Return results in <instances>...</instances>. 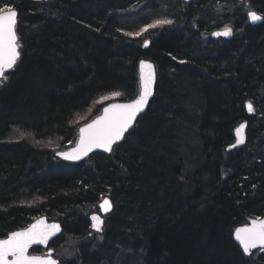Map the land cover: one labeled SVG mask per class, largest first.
Instances as JSON below:
<instances>
[{"label":"trees","instance_id":"obj_1","mask_svg":"<svg viewBox=\"0 0 264 264\" xmlns=\"http://www.w3.org/2000/svg\"><path fill=\"white\" fill-rule=\"evenodd\" d=\"M4 5L19 12L21 57L0 86V239L43 216L62 237L86 238V212L109 195L102 237L64 264H264V252L247 258L233 241L264 216V19L248 23L249 11L264 17V0ZM164 17L173 23L128 35ZM229 27V41L212 38ZM144 59L156 67V96L112 154L70 164L6 141L20 131L72 147L73 121L95 101L138 97ZM244 120L246 147L227 152Z\"/></svg>","mask_w":264,"mask_h":264},{"label":"snow or ice","instance_id":"obj_2","mask_svg":"<svg viewBox=\"0 0 264 264\" xmlns=\"http://www.w3.org/2000/svg\"><path fill=\"white\" fill-rule=\"evenodd\" d=\"M17 17L18 13L13 7L8 5L0 7V82L7 79L5 72L15 67L20 56L16 33ZM248 17L252 22L264 19L254 11H249ZM172 23L173 21L169 19H157L143 31H147L148 28L171 25ZM128 35H140V33H129ZM213 35L231 36L232 29L225 28L222 32H215ZM141 67L149 70L144 76L141 96L131 103L113 105L111 109H105L104 117L81 128V138L78 146L72 152L59 153V155L68 160H78L82 156H86L93 148H104L106 151H112V145L123 138L124 132L131 126L137 113L143 109L148 96L151 94V85L154 80L152 65L141 62ZM112 95L118 96L120 93H113ZM247 109L249 112L254 111L251 102L247 104ZM245 127L246 125L242 124L236 130L237 144L244 143L242 133ZM111 207V201L107 199L100 205L104 212H108ZM92 220L95 221L93 228L98 232L102 231L103 220L95 215ZM60 231V225H48L41 220L29 229L12 233L8 239L0 240V264H58L56 260L51 258L50 254L48 257L29 256L28 249L36 243L47 244L48 240ZM236 238L240 241L245 254L250 255V250L257 246L264 247V220L259 222L254 220L251 227L237 229Z\"/></svg>","mask_w":264,"mask_h":264},{"label":"water","instance_id":"obj_3","mask_svg":"<svg viewBox=\"0 0 264 264\" xmlns=\"http://www.w3.org/2000/svg\"><path fill=\"white\" fill-rule=\"evenodd\" d=\"M192 1H194V0H184V2L185 3H191ZM238 1H242V0H238ZM255 12V11H254ZM18 13V12H17ZM257 13V12H256ZM258 14V13H257ZM258 15H260V14H258ZM261 17H263L262 15H260ZM18 17H19V13H18ZM18 17H17V22H18ZM248 19H249V23L252 25V26H260L261 24H262V22H263V19L262 20H260V21H257V22H252L251 20H250V18L248 17ZM17 25H18V23H17ZM17 25H16V29H17ZM230 28V27H229ZM232 29V28H231ZM224 29H222V30H218V31H215V32H222ZM214 32V33H215ZM17 36H18V34H17ZM212 36V38L213 39H218L219 37H222V38H224L225 40H230L232 37H233V30H232V35L231 36H215V35H211ZM19 40V39H18ZM18 40H17V43H18ZM149 45V42H147L144 46L145 47H147ZM18 51H19V53H20V45H19V43H18ZM20 57H21V55L19 56V59H20ZM19 59L17 60V63H18V61H19ZM141 62H146L147 64H151L152 65V71L154 72V80H153V83H152V85H151V94L148 96V98H147V102H146V104L144 105V107H143V109L140 111V112H138L137 113V115H136V117H135V119L133 120V122H132V124H131V126L127 129V131H125L124 132V134H123V138L122 139H120L119 141H117L116 143H114L113 145H112V150H113V148L114 147H116L117 145H120L124 140H125V138H126V135L127 134H129L135 127H136V121H137V119L140 117V116H142L145 112H146V110L148 109V107H149V105H150V102H151V100L154 98V96H155V94H156V92H155V88H156V84H157V82H156V71H155V66H154V64L151 62V61H149V60H142ZM141 62L139 63V66H138V72H139V82H140V86H141V91H140V94L138 95V97L137 98H135V100L136 99H138L140 96H141V94H142V92H143V83H144V76H145V73L146 72H148L149 70L147 69V68H142L141 67ZM16 63V64H17ZM16 67V66H15ZM14 67V68H15ZM14 68L13 69H11V70H7L6 72H5V74H7V73H9V71H12V70H14ZM1 83L2 82H0V86H1ZM132 101H130V102H113L112 104H110V105H108V106H106V107H104L103 108V111H102V113H101V115H99V116H97V118L96 119H94L93 121H95V120H97V119H100L101 117H104L105 116V109H111L112 108V106L113 105H123V104H128V103H131ZM249 103V101H247L246 103H245V109L247 110L246 111V113H247V116L248 117H250V116H252L253 114H254V111L253 112H249L248 111V109H247V104ZM113 111H116V110H113ZM109 115H111V113H109ZM92 123V122H91ZM91 123H89V124H91ZM242 124H245L246 125V127L244 128V130H243V133H242V135H243V137H244V143H242V144H237V140H238V136H237V133H236V130L242 125ZM88 125V124H87ZM87 125H84V126H82V127H80L79 128V131H78V137H77V142H76V144L74 145V146H72V148H70V149H68V150H64V151H62V152H58V153H56L55 154V158H57L59 161H63V162H66V163H70V164H81V163H83L84 162V160L86 159V158H88L89 156H91V155H93L94 153H99V154H102V155H110L111 154V152L112 151H106L104 148H93L86 156H82L80 159H78V160H68V159H65L63 156H61V155H59V153H64V152H72V150L73 149H75L77 146H78V144H79V141H80V138H81V128H84V127H86ZM247 128H248V121H246V120H244V122L243 123H240V124H238V125H236L235 126V128H234V143H235V147H243L244 145H245V141H246V137H247ZM235 147H232V148H235ZM109 200V201H111V199H110V197L109 196H107V197H105L101 202H99V205H98V211H97V213H94V214H91L90 216H89V220H90V223H91V225L93 226V224L95 223V221H93L92 220V217L95 215V216H99L102 220H103V225H102V231H96L95 230V228H92L97 234L98 233H100V234H102L103 233V230H104V221H105V218L106 217H108V215H110V213L114 210V205H113V203L111 202V205H112V207H111V209L108 211V212H104L101 208H100V205L103 203V201L104 200ZM41 220H43L46 224H48V225H51V224H58V225H60V229H61V231L60 232H58L56 235H54V236H52L49 240H48V242H47V244H39V243H36V244H33V245H31L30 247H29V249H28V255L29 256H36V257H41V256H38V255H32L30 252L32 251V250H34V249H43V250H46V254H45V257H48L49 256V254H50V256H51V258L52 259H54L53 258V256H54V251L51 249L52 248V245L54 244V242L56 241V240H58V239H60V237L62 236V234H63V227L61 226V223L60 222H58V221H51L48 217H46V216H43V217H41V218H37L36 220H34V221H32V223L29 225V226H27V227H25V228H22V230H17V231H14V232H22V231H24V230H26V229H29V228H31L32 227V225H35V224H38V222L39 221H41ZM257 221V222H259V221H261V220H264V217H260V218H251V219H249V221L246 223V224H243V225H239L237 228H235V231H234V233H233V241L235 242V244L238 246V248H240V251H242L243 252V254L246 256V257H250L251 256V254L252 253H254V252H256V251H264V247H262V246H257L256 248H253V249H251L250 251H251V254L249 255V254H245L244 253V251H243V247H242V245L240 244V241L239 240H237V238H236V231H237V229H241V228H246V227H251L252 226V221ZM14 232H11L10 234H8L5 238H2L1 240H6V239H8L9 238V236L12 234V233H14ZM9 259H11V257H9ZM57 261V260H56ZM58 262V261H57Z\"/></svg>","mask_w":264,"mask_h":264},{"label":"rangeland","instance_id":"obj_4","mask_svg":"<svg viewBox=\"0 0 264 264\" xmlns=\"http://www.w3.org/2000/svg\"><path fill=\"white\" fill-rule=\"evenodd\" d=\"M161 19H169V18H165L164 17V18H161ZM164 26H168V25H164ZM164 26L156 27V28H148V30L160 29V28H164ZM143 30H140L139 32H135V33H143ZM150 40L151 39L149 37H145L144 36L142 45H143L144 42H150ZM226 41H229V40H226ZM4 81L5 80H3V82L1 83V86L4 83ZM105 97H107V99H105ZM121 97H122L121 94L118 95V96H114L112 94L103 95L101 98H99L97 101H95L92 104L91 109L87 110L81 116L76 117V119L73 121V124L76 125V129H78V131H79V127H80V125L83 122L89 121L90 119L93 118L92 116L95 113H99L100 108L102 107V105L104 103L122 102V101H120ZM124 102H126V101H124ZM253 108H254V105H253ZM254 112H255V108H254ZM78 131H77L76 139L78 137ZM14 137H15V139L17 141L18 140H22V141H26L28 143L30 142L31 144H33L35 147H37L39 149L41 148L43 150H48L50 152L52 151L53 154H56L58 152H62V150H66V149H63L62 147H60L61 143L58 142L57 140H50L48 142H44V143H40L39 144L36 141L32 140V136L31 135H29V134L28 135H24L21 132H17V134H15ZM10 139H14V138L11 137ZM69 148H71V146L67 147V149H69ZM114 148H116V147H114ZM114 148H113L111 154L113 153ZM103 197L104 196L100 197L99 200L102 199ZM97 209H98V207H94L90 211H87L85 215H87L89 217L90 216L89 214L93 213V212L94 213L97 212ZM20 230H22V229H20ZM91 235L95 236L92 233H90V235H88V237L91 236ZM101 235H99V236L102 237ZM88 237H87V239H88ZM78 244H79L78 240H76L75 238L69 237V236L61 237L60 240H56L54 242V247L51 248L54 251V256H53L54 260H57L58 264H64V263H67V261H69V260H74L73 258L77 255V251H78V247H79ZM30 253L32 255H38V256H41V257H45L46 250L36 249V251H34V253L33 252H30Z\"/></svg>","mask_w":264,"mask_h":264},{"label":"bare ground","instance_id":"obj_5","mask_svg":"<svg viewBox=\"0 0 264 264\" xmlns=\"http://www.w3.org/2000/svg\"><path fill=\"white\" fill-rule=\"evenodd\" d=\"M183 1V3H185L184 2V0H182ZM14 8V7H13ZM14 10H16L17 11V9L16 8H14ZM18 12V11H17ZM19 13V12H18ZM248 23H249V19H248ZM150 24H152V22L150 23ZM145 28H147V27H145ZM223 29H225V28H223ZM140 30H143V27H142V29H140ZM145 43H147V42H144L143 43V45H145ZM142 45V46H143ZM142 61V60H141ZM155 71H156V67H155ZM9 72H11V71H9ZM6 75V74H5ZM156 81H157V71H156ZM140 91H141V86H140V84H139V90H138V93L140 94ZM155 92H156V88H155ZM106 95H108V94H106ZM155 96H156V94H155ZM155 96H154V98H155ZM154 98L151 100V102L154 100ZM126 102H130V101H126ZM151 102H150V105H149V107L151 106ZM247 102V101H246ZM110 104H112V103H104L103 105H102V107L100 108V111H99V113L96 115V116H93V118L92 119H90L89 121H86V122H83L81 125H80V127H82V126H84V125H87V124H89V123H91V122H93V120L94 119H96L97 118V116H99V115H101V113H102V111H103V108L104 107H106V106H108V105H110ZM149 107H148V109H149ZM148 109L146 110V112L148 111ZM244 110H246L245 109V107H244ZM247 111V110H246ZM146 112L142 115V116H140L138 119H137V121H136V123L138 122V120L141 118V117H143L145 114H146ZM79 127V128H80ZM235 128V127H234ZM234 131V129L232 130V132ZM20 132V131H19ZM17 134V133H16ZM22 134H24V135H27L25 132L24 133H22ZM12 138H14V139H7L6 141H8V142H10V143H13V142H15V143H18L17 142V140L15 139V137L14 136H11ZM233 139H234V132H233ZM32 140H34V141H36L37 143H44V142H48V141H50V140H57L58 142H60V140L58 139V138H50V139H42V138H37L35 135H32ZM247 140H248V136L246 137V143H245V145L242 147V148H244V147H246V145H247ZM20 141H22V140H20ZM24 142H26V141H24ZM235 141L233 140L232 141V144H230V145H228L227 146V152L228 151H235V149H242L241 147H235V148H232V146L233 145H235V143H234ZM28 143V142H27ZM28 144H30V145H32L33 147H35L33 144H31L30 142L28 143ZM35 148H37V147H35ZM48 151V150H47ZM83 210V209H82ZM90 211V210H89ZM91 214H94V212L93 213H90L89 215H91ZM41 218V217H40ZM88 220H89V217H88ZM56 221V220H55ZM79 226H81V225H79ZM82 227V226H81ZM93 226L91 225V223H90V220H89V222L87 223V235H86V238H82V239H80L79 237H72V238H75L76 240H78V242H79V244L78 245H80V244H86V243H88V242H92L93 244L94 243H96L97 242V240L99 239V234L100 233H96L93 229ZM17 231V230H16ZM12 232H14V231H12ZM90 233H92L93 235H95V236H89L88 237V235H90ZM87 237H88V239H87ZM5 238V237H4ZM2 239V238H1ZM0 239V240H1ZM87 239V240H86ZM264 252V251H263ZM253 254V253H252ZM251 254V255H252ZM251 257V256H250ZM250 257H247V258H250Z\"/></svg>","mask_w":264,"mask_h":264},{"label":"flooded vegetation","instance_id":"obj_6","mask_svg":"<svg viewBox=\"0 0 264 264\" xmlns=\"http://www.w3.org/2000/svg\"><path fill=\"white\" fill-rule=\"evenodd\" d=\"M105 225V224H104Z\"/></svg>","mask_w":264,"mask_h":264}]
</instances>
